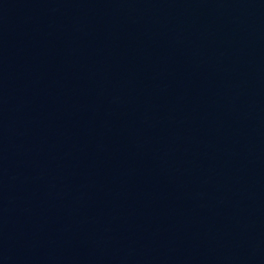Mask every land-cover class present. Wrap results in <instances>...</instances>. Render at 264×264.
I'll use <instances>...</instances> for the list:
<instances>
[{"label": "water", "instance_id": "1", "mask_svg": "<svg viewBox=\"0 0 264 264\" xmlns=\"http://www.w3.org/2000/svg\"><path fill=\"white\" fill-rule=\"evenodd\" d=\"M0 264H264V0H0Z\"/></svg>", "mask_w": 264, "mask_h": 264}]
</instances>
